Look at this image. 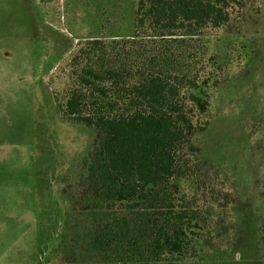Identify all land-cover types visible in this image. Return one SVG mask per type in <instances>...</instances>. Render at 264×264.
Segmentation results:
<instances>
[{
	"label": "rangeland",
	"instance_id": "374dc122",
	"mask_svg": "<svg viewBox=\"0 0 264 264\" xmlns=\"http://www.w3.org/2000/svg\"><path fill=\"white\" fill-rule=\"evenodd\" d=\"M131 4L0 0V264H69L49 201L85 190L80 166L99 133L64 120L54 95L81 45L126 35ZM229 13L202 37L217 82L181 181L206 221L201 258L187 264H264V0H239ZM79 250L78 264H95Z\"/></svg>",
	"mask_w": 264,
	"mask_h": 264
},
{
	"label": "trees",
	"instance_id": "16d2710c",
	"mask_svg": "<svg viewBox=\"0 0 264 264\" xmlns=\"http://www.w3.org/2000/svg\"><path fill=\"white\" fill-rule=\"evenodd\" d=\"M238 2L132 0L125 36L90 39L72 57L54 99L64 120L94 128L99 141L80 166L85 190L49 201L69 264H78L80 242L95 264L201 258L206 221L181 181L209 129L217 82L203 32L227 24Z\"/></svg>",
	"mask_w": 264,
	"mask_h": 264
}]
</instances>
